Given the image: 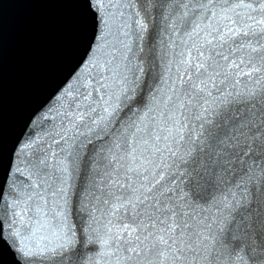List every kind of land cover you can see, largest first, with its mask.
<instances>
[{
    "label": "snow or ice",
    "instance_id": "obj_1",
    "mask_svg": "<svg viewBox=\"0 0 264 264\" xmlns=\"http://www.w3.org/2000/svg\"><path fill=\"white\" fill-rule=\"evenodd\" d=\"M89 8L58 123L23 144L0 194L15 264L52 244L85 249L80 264H264V0ZM192 170L207 188L185 190ZM224 213L241 221L227 237Z\"/></svg>",
    "mask_w": 264,
    "mask_h": 264
},
{
    "label": "water",
    "instance_id": "obj_2",
    "mask_svg": "<svg viewBox=\"0 0 264 264\" xmlns=\"http://www.w3.org/2000/svg\"><path fill=\"white\" fill-rule=\"evenodd\" d=\"M89 5L90 0H0V194L8 173L11 176L10 169L19 162L23 144L41 135L51 123H58L54 119L59 108L56 97L75 79L74 73L80 70L94 41ZM186 184L189 193L198 186L208 187L206 178L196 170H192ZM199 195L194 193L195 197ZM207 195L221 193L212 190ZM197 202L208 207L212 200ZM224 216L227 219L216 227L227 237L241 221L238 215L234 220L227 213ZM233 245L239 246L235 241ZM49 248L38 257L40 264H80L85 258V249L77 252L75 248L60 249L54 244ZM0 264H15L2 235Z\"/></svg>",
    "mask_w": 264,
    "mask_h": 264
}]
</instances>
